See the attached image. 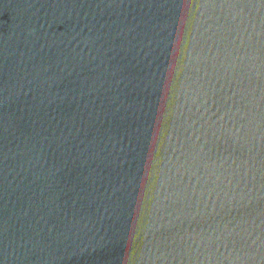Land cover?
I'll return each mask as SVG.
<instances>
[{
  "label": "water",
  "instance_id": "1",
  "mask_svg": "<svg viewBox=\"0 0 264 264\" xmlns=\"http://www.w3.org/2000/svg\"><path fill=\"white\" fill-rule=\"evenodd\" d=\"M0 264H264V0H0Z\"/></svg>",
  "mask_w": 264,
  "mask_h": 264
}]
</instances>
